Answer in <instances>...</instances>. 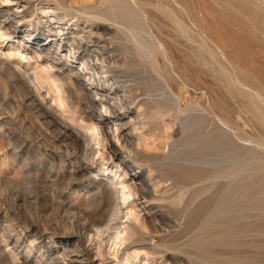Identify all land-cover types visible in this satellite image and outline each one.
I'll return each instance as SVG.
<instances>
[{"label":"rangeland","instance_id":"374dc122","mask_svg":"<svg viewBox=\"0 0 264 264\" xmlns=\"http://www.w3.org/2000/svg\"><path fill=\"white\" fill-rule=\"evenodd\" d=\"M60 1L65 9L59 6L52 12L58 7L54 0H0V264H264V127L250 104L259 90L264 92V16L258 15H264V5L254 9L264 0H252L254 5L251 0H228L231 4L187 0V15L181 13L186 23L192 25L199 5L208 21L201 23L199 33L191 30L188 39L178 36L173 25L177 12L166 0H148L145 20L141 11L127 8L125 0H101L110 1L106 5L110 9L100 5L97 11H115L117 20L135 22L138 27L147 24L149 31L142 29L149 39L154 38V43L150 39L152 48L160 43L153 62L134 48L136 55H128L131 43L122 25L84 15L81 9L91 1ZM70 4L79 11H68ZM132 13L138 14L136 19ZM59 18H64L63 23ZM95 44L116 70V91L135 100L126 98L121 108L100 99L94 89L92 98L85 91L82 95L77 91L74 99L60 91L75 109L73 115L72 109L54 100L49 84L39 86L35 76L73 77L94 66L98 69L94 82L73 78L87 89L100 85L106 78L93 56L88 59ZM244 79L248 85L240 84ZM174 102L189 110L181 114L170 109ZM257 104L264 109V97ZM158 106L170 108L161 111ZM156 111L164 112L163 116ZM91 115L107 118V127L101 131L106 132L108 142L98 145L92 140L86 128ZM121 131L138 154L123 147ZM71 132L79 136L78 142ZM111 144L119 148L118 157L111 156ZM118 158L127 165L124 176ZM131 176H139L133 184L144 182L152 194L148 199L138 194L130 197L136 208L145 201L153 205L156 216L150 215L141 229L146 242L134 243L129 238L124 245L114 246L116 230L110 227H105L110 229L100 239L84 235L86 251L81 253L74 250L71 240L63 241L74 213L87 209L96 216L102 214L103 182L118 201L114 184L130 182ZM130 221L119 218L114 222L124 228ZM157 241L162 245L153 254L146 246ZM64 245L70 248L63 251Z\"/></svg>","mask_w":264,"mask_h":264},{"label":"bare ground","instance_id":"6f19581e","mask_svg":"<svg viewBox=\"0 0 264 264\" xmlns=\"http://www.w3.org/2000/svg\"><path fill=\"white\" fill-rule=\"evenodd\" d=\"M89 1H91V4L90 5H87V6H84L81 10V12L82 13H84V15L86 14V15H88L89 16V19L90 20H93V19H100L101 21L103 20V21H110V22H112L113 24H115V25H122L123 26V28L125 29V31H126V40H127V42H130L131 44H130V46L128 47V49L130 50V52H128V55H131V54H135L136 55V53H134V51H132L133 50V48L135 49V52L137 51V54H140V53H142V54H144L145 56H146V58H149L150 59V61L151 62H153V61H155V52H154V49H155V47L158 45V44H160V43H157V45H155L153 48H152V42H153V39L152 38H150L151 40H152V42H151V40L147 37V36H149V35H147L146 36V34L148 33V32H146L145 30H143L142 28H144V27H138V25H136L135 24V22L134 23H131V22H133L134 20H130V18H129V20L128 21H131L130 23L131 24H129V23H125L124 21L122 22L121 20H117L115 17H117V13H116V15H115V17L113 16L114 15V12L115 11H113V9L112 10H110V11H113V13H110V14H107V12L105 11L104 12V10L103 11H97L96 9H98L97 7L98 6H100L101 5V7L102 8H105V10H107V8H109V7H107L106 5H109V3H110V1H101L100 0V2H98V1H96V0H89ZM112 1V0H111ZM115 1H117V0H115ZM126 1V3L128 4V6H127V8H130V9H133V11H139V13H140V11L142 12V14H143V19L145 20L146 18H147V14H146V12L144 11V6L145 5H147V4H149L150 2L148 1V0H125ZM157 1V0H156ZM189 1V0H188ZM191 1V0H190ZM195 1V0H194ZM193 1V2H194ZM196 1H198L199 2V0H196ZM217 2H218V0H216ZM226 2H228V0H225ZM230 1V0H229ZM241 1V0H240ZM244 1V0H243ZM245 1H247V0H245ZM244 1V2H245ZM248 1H250V0H248ZM252 1V0H251ZM250 1V2H251ZM257 2H259L258 0H256ZM54 2H55V4L56 5H58V7L56 6V8H54V9H50L52 12H54L57 8L59 9V6L60 7H63L64 6V9H65V7H66V5L64 4V3H62L60 0H54ZM85 2V1H84ZM87 2V1H86ZM162 2V1H161ZM197 2V3H198ZM203 2H204V0H203ZM220 2V1H219ZM218 2V3H219ZM232 2H234V1H232ZM235 2H236V0H235ZM253 2V1H252ZM255 2V1H254ZM254 2H253V5H254ZM260 2H262V1H260ZM90 3V2H89ZM118 3V2H117ZM116 3V4H117ZM120 3V2H119ZM165 3V2H164ZM164 3H163V5H164ZM166 3L169 5L168 7L170 8V9H172L173 11H176L177 13H176V19H175V22H174V19H173V25H174V23H175V25H176V31H177V33H178V36L180 37V38H186V39H188L189 38V36H190V31L191 30H193V29H195L198 33L200 32V27H203V26H201L202 24V22H208V21H206V13H205V10L203 11V9H202V6L200 7V5L195 9V11L193 10V8H192V10L194 11V13H195V16H194V18H193V21H192V25H188L187 23H186V20L184 19V17L183 16H181V13H184V15H185V13H186V15H187V9H186V7H185V5H186V3H187V0H166ZM176 4L177 5V7H175V6H170V5H174V4ZM195 3V2H194ZM215 3V2H214ZM221 3V2H220ZM225 3V2H224ZM229 4H231L230 2H228ZM237 3V2H236ZM241 3V2H240ZM249 3V2H248ZM263 4H260L259 3V5H256V6H254V9H257V8H255V7H258V9L259 8H262L263 7V5H264V2H262ZM88 4V3H87ZM112 4H115V3H112ZM111 4V5H112ZM191 4H193V3H191ZM251 4V3H250ZM249 4V5H250ZM258 4V3H257ZM103 5V6H102ZM159 4H157L155 7H157ZM194 5H196V4H194ZM203 5V4H202ZM222 4H220V6H221ZM228 5V4H227ZM242 5H244V4H242ZM241 5V6H242ZM188 6H190V4L188 3ZM187 6V7H188ZM197 6V5H196ZM224 6V5H223ZM225 6H226V4H225ZM238 6H240L239 5V3H238ZM247 5H245V7H246ZM251 6V5H250ZM112 7V6H111ZM117 7H120V6H118L117 5ZM160 7V6H159ZM165 7H167V6H165ZM193 7V6H192ZM204 7V6H203ZM243 7V6H242ZM248 7V6H247ZM124 8V7H123ZM241 8V7H240ZM249 8H252V7H249ZM47 9V8H46ZM110 9V8H109ZM137 9V10H136ZM158 9H160V8H158ZM190 9H191V7H190ZM205 9V8H204ZM223 9V8H222ZM229 9V8H228ZM231 10H232V8H230ZM238 9H239V7H238ZM242 10H243V8H241ZM246 9V8H245ZM251 10V12L252 11H254L255 12V10ZM257 9V10H258ZM263 9H264V7H263ZM68 11L69 10H77V11H79L78 9H76L75 7H73L72 6V4H70V5H68V9H67ZM96 10V11H95ZM115 10L117 11V9L115 8ZM125 10H128V9H125ZM124 10V11H125ZM225 10H227V9H225ZM236 10H237V8H236ZM240 10V9H239ZM247 11H248V9H246ZM207 11V10H206ZM220 11V10H219ZM45 12V11H44ZM67 12V11H66ZM121 12V11H120ZM156 12V11H155ZM237 12V11H236ZM262 13L264 12L263 10L261 11ZM174 13V12H173ZM173 13H171V14H173ZM249 13H250V10H249ZM256 13V12H255ZM135 14V13H134ZM168 14V13H167ZM170 14V13H169ZM254 14V13H253ZM123 15H124V12H123ZM122 15V16H123ZM132 15H133V13H132ZM138 15V14H137ZM136 15V16H137ZM161 15V14H160ZM193 15V14H192ZM209 15H211L210 13H209ZM259 15V17H261L262 18V16H264L263 14L260 16V14H258ZM120 17H122L121 16V14L119 15ZM130 16H131V14H130ZM135 16V17H136ZM157 16V15H156ZM165 16V15H164ZM213 16V15H212ZM257 16V15H256ZM62 17V16H61ZM127 17H129L128 15H127ZM133 17H134V15H133ZM134 17V18H135ZM149 17V16H148ZM167 17V16H166ZM173 16H171V17H169V18H172ZM211 17V16H210ZM234 17V16H233ZM251 17V16H250ZM255 17V16H254ZM258 17V16H257ZM119 18V17H118ZM124 18H125V16H124ZM124 18H123V20H124ZM138 18V17H137ZM141 18V17H140ZM168 18V17H167ZM189 18V17H188ZM252 18V17H251ZM250 18V19H251ZM256 18V17H255ZM261 18H259V19H261ZM136 19V18H135ZM139 19V18H138ZM150 20H151V18H149ZM155 19V18H154ZM210 19V18H209ZM208 19V20H209ZM234 19H236L237 20V18L235 17ZM126 21H127V19H125ZM255 20H257V19H255ZM263 20V21H262ZM59 21H60V23H63V21H64V18H59ZM121 21V22H120ZM141 21H143V20H141ZM166 21H167V19H166ZM212 21H213V19H212ZM258 21V20H257ZM260 21V20H259ZM259 21H258V23L257 24H260L259 23ZM261 23H262V25L264 26V18L263 19H261ZM146 22V21H145ZM188 22V21H187ZM210 22V21H209ZM137 23H139V21L137 22ZM156 23V22H155ZM211 23V22H210ZM209 23V25L211 26V24ZM215 20H214V25H215ZM141 24V23H140ZM207 24V23H206ZM246 24V23H245ZM157 25V24H156ZM205 25V24H204ZM261 25V26H262ZM146 26H147V24H146ZM145 26V28H147V31H149V27H146ZM207 26V25H206ZM216 26H217V24H216ZM155 27V26H154ZM208 27V26H207ZM215 27V26H214ZM259 27H260V25H259ZM106 28V27H105ZM144 28V29H145ZM211 28V27H210ZM221 28V27H220ZM263 28V27H262ZM74 29H76V28H74ZM120 29V28H119ZM203 29V28H202ZM213 29V28H212ZM215 29V28H214ZM258 29V28H257ZM261 29V28H260ZM151 30V29H150ZM222 30V29H221ZM220 30V31H221ZM125 31H123V32H125ZM144 31L146 32L145 34H144ZM258 31V30H257ZM261 31H263V30H261ZM260 31V32H261ZM193 32V31H192ZM206 32V31H205ZM209 32V31H208ZM214 32V31H213ZM215 32H216V30H215ZM255 32V31H254ZM100 33H102L101 31L99 32V34ZM103 33H105V31L103 32ZM103 33H102V35H103ZM212 33V32H211ZM150 34H152V32H150ZM215 34V33H214ZM213 34V35H214ZM217 34V33H216ZM219 34V33H218ZM90 35H93L92 33L90 34ZM105 35V34H104ZM172 35V34H171ZM195 35V34H194ZM200 34H198L197 36H199ZM220 35H222V34H220ZM219 35V36H220ZM254 35V34H253ZM101 36V35H100ZM155 36V35H154ZM165 36V35H164ZM205 36V35H204ZM216 36V35H215ZM225 36V35H224ZM260 36H261V34H260ZM259 35H258V37H260ZM125 37V36H124ZM150 37V36H149ZM196 37V36H195ZM202 37V36H201ZM231 37V36H230ZM257 37V36H256ZM88 38H92L91 36H88ZM155 38L157 39V37L155 36ZM166 38V37H165ZM203 38V37H202ZM210 38H211V36H210ZM262 38V37H261ZM155 39V40H156ZM176 39H178V38H176ZM201 39V38H200ZM212 39V38H211ZM216 39H218L217 37H216ZM216 39H213L214 40V42H215V44H218L217 43V41H215ZM236 39V38H235ZM98 39H96V41H97ZM125 40V39H124ZM125 40V41H126ZM154 40V41H155ZM191 39H189V40H187V41H190ZM204 40H206V39H204ZM226 40V39H225ZM232 40V39H231ZM238 40V39H237ZM157 41V40H156ZM211 41V40H210ZM219 41H221V40H219ZM226 41H228V40H226ZM112 42H113V40H112ZM166 42V41H165ZM199 42V41H198ZM201 42H203V41H201ZM200 42V43H201ZM232 42V41H231ZM239 42V41H238ZM97 43V42H96ZM154 43V42H153ZM180 43V42H179ZM237 43V42H236ZM261 43H263V42H261ZM155 44H156V42H155ZM193 44H195V43H193ZM230 44V43H229ZM228 44V46H230ZM232 44V43H231ZM35 45V44H34ZM96 45V44H95ZM126 45V44H125ZM128 45V44H127ZM162 45H163V43H162ZM44 46H45V44H44ZM194 46V45H193ZM197 46H199V45H197ZM79 47V46H78ZM77 47V48H78ZM218 47H219V45H218ZM222 47V46H221ZM226 47V46H225ZM126 48V47H125ZM158 48V47H157ZM161 48V47H160ZM178 48V47H177ZM200 48V47H199ZM235 48H236V46H235ZM263 48H264V44H263ZM127 49V48H126ZM126 49H125V51H126ZM163 49V48H162ZM162 49H161V51H162ZM204 49V48H203ZM222 49V48H221ZM238 49V48H237ZM99 51V52H95V51ZM158 50V49H157ZM202 50V49H201ZM209 50V49H208ZM224 50V49H223ZM240 50V49H239ZM42 51V50H41ZM156 51V50H155ZM204 51V50H203ZM241 51V50H240ZM259 51V50H258ZM43 52V51H42ZM41 52V53H42ZM71 52V50H69V53ZM139 52V53H138ZM160 52V51H159ZM204 52H207V50L206 51H204ZM235 52H236V50H235ZM46 53V52H45ZM53 53V52H52ZM129 53H131V54H129ZM200 53V52H199ZM209 52H207V54H208ZM238 53V52H237ZM242 53V52H241ZM47 54V53H46ZM160 54H161V52H160ZM165 54V59L167 58V54L164 52L163 53V55ZM206 54V53H205ZM212 54L214 55V56H216V50H213L212 49ZM230 54H233V52L232 53H230ZM49 55V54H48ZM127 55V56H128ZM143 55V57H145ZM213 55H209L208 57H212L211 59H213ZM241 55V54H240ZM39 56V55H38ZM93 56V59H94V61H96L97 63H99V65H100V70L102 71V73H103V77H105L106 79H104V80H102V81H100V85H97V86H95V87H90V89H87V88H85L84 86H82V85H80V83H79V81H78V79L76 80V79H74L73 77L74 76H77V78L78 77H84V78H87L88 80H91V81H93L94 82V80H97L96 78L98 77V69L96 68V67H91L90 68V71L89 72H87V73H77L78 71H80V69L79 68H77V69H79L76 73H77V75H74L73 77L72 76H69L70 74H66V75H64L63 77L61 76V78H54V77H52V76H49V75H44V76H41V75H36L35 76V80L39 83L38 85L40 86L41 85V87H42V85L43 84H45V83H47V84H49V87L51 88V90L55 93V95H54V100L56 101V102H58V104L60 105V106H65V107H67V109L68 110H71L72 109V113H73V115H74V113H75V115H76V112H75V109L73 110V106L71 105V103H70V106H69V104L67 103V98H62L61 97V94H59V92L60 91H62V92H66L69 96H68V98L70 97V98H72L73 96H75L76 94H77V91H81V95H82V93H84V91L86 92V93H91V91H92V89H94V93H95V95H100L101 96V98L100 99H103V100H105V101H112L116 106H119V107H121V106H123L124 104H123V102H124V100L127 98L128 99V97L130 98L129 100H131V101H133L134 102V100H135V98H131V96H129V95H127L126 93L125 94H120V93H118L117 91H116V89H115V87H114V85L117 83V80H116V78H117V76H115L114 75V72L116 71L112 66H109V63H110V60H109V56H105L102 52H101V47H98V44L96 45V47H94L93 48V50H92V55L91 54H89V56H88V59L90 60V57H92ZM126 56V55H125ZM245 56V55H244ZM33 56L31 55V58H32ZM35 57H36V54H35ZM34 57V58H35ZM40 57H41V55H40ZM129 57V56H128ZM138 57V56H137ZM163 57V56H162ZM226 57V56H225ZM26 58V57H25ZM56 58V57H55ZM62 58V57H61ZM142 58V57H141ZM243 58V57H242ZM33 59V58H32ZM54 59V58H53ZM93 59H92V61H93ZM145 59V58H144ZM203 59V58H202ZM238 59V58H237ZM146 60H148V59H146ZM164 60V59H163ZM214 61H215V59H213ZM84 62V61H83ZM218 62V61H217ZM227 62V61H226ZM241 62V61H240ZM154 63H157V62H154ZM166 63V62H165ZM206 63V62H205ZM234 63V62H233ZM111 64V63H110ZM126 64V63H125ZM153 64V63H152ZM113 65V64H112ZM121 65V64H120ZM151 65V64H150ZM155 65V64H154ZM153 65V66H154ZM216 65V64H215ZM53 67V66H52ZM156 67H159V63H158V65L156 66ZM155 67V68H156ZM54 68V67H53ZM225 68V67H224ZM245 69V68H244ZM46 70H48V67H47V69ZM51 70V69H50ZM76 70V69H75ZM222 70V69H221ZM246 70V69H245ZM43 71H45V70H43ZM158 71V70H157ZM237 71V70H236ZM14 72V71H13ZM50 72V71H49ZM224 72V71H223ZM228 72V71H227ZM10 73V72H9ZM40 73H43V72H40ZM47 73V72H46ZM45 73V74H46ZM75 73V74H76ZM18 74V73H17ZM50 74V73H49ZM117 74V73H116ZM228 74V73H227ZM255 75V74H254ZM17 75H15V77H16ZM19 76V75H18ZM27 76H29V75H27ZM31 76V75H30ZM53 76H54V74H53ZM14 77V76H13ZM20 77V76H19ZM23 77H25V76H23ZM254 77H256V76H254ZM253 77V78H254ZM17 78V77H16ZM22 78V77H21ZM29 78V77H28ZM32 78V77H31ZM30 79V78H29ZM83 79V78H82ZM257 79V78H256ZM13 80V79H12ZM1 82V81H0ZM21 82H24V81H21ZM59 82V83H58ZM5 84V83H4ZM4 84H3V86H4ZM240 84L241 85H248L247 84V81L244 79V81L243 82H241L240 81ZM251 84H252V81H251ZM253 84H255V83H253ZM263 84H264V82H263ZM36 85V84H35ZM84 85V84H83ZM110 85V86H109ZM240 85V86H241ZM21 86V85H20ZM19 86V87H20ZM37 86V85H36ZM239 86V87H240ZM262 86H264V85H262ZM261 86V87H262ZM1 87H2V85H1ZM6 87V86H5ZM7 88V87H6ZM227 88V87H226ZM254 88V87H253ZM5 90H7V89H5ZM17 90V89H16ZM50 90V89H49ZM253 90V89H252ZM16 93H17V91H16ZM85 93V94H86ZM204 93V92H203ZM64 94V93H63ZM66 95V94H65ZM94 95V94H93ZM203 95V94H202ZM201 95V96H202ZM80 96V95H79ZM84 96V95H83ZM90 96H91V94H90ZM200 96V97H201ZM66 97V96H65ZM85 97V96H84ZM263 97H264V92L262 91V90H259L258 92H257V94H256V97H255V99L256 100H250V104H252V106H253V108H254V110H255V115H256V118H257V120H258V122L264 127V109H263V107H261V106H259L258 104H257V102H260V101H262V99H263ZM6 98V97H5ZM87 98V94H86V97H85V99ZM89 98V97H88ZM91 98H92V96H91ZM90 98V99H91ZM203 98V97H202ZM13 99V98H12ZM18 99V98H17ZM72 99H74V98H72ZM152 99V98H151ZM165 99V98H164ZM177 100H175V102H176ZM205 101V100H204ZM174 102V103H175ZM88 103V102H87ZM126 103H128V101L126 102ZM131 103V102H130ZM129 103V104H130ZM179 103V102H178ZM173 105V106H172ZM172 105H169L170 107V109H173V107H174V110H176L178 113H181V112H184L185 113V111H187V109L189 110V108H188V106H187V109H186V107H185V109H184V107H182L180 104H177V103H175V104H172ZM19 106V105H18ZM72 106V107H71ZM90 106V105H89ZM93 106V105H92ZM163 106V105H162ZM167 106V105H166ZM64 107V108H65ZM70 109H69V108ZM75 107V106H74ZM161 106H158V107H156V108H160ZM92 108V107H91ZM110 108V107H109ZM122 108V107H121ZM168 107H161V111H167L168 109H169ZM83 109V108H82ZM94 109V108H93ZM14 110V109H13ZM67 110V111H68ZM157 112V111H156ZM156 112H154V115H155V113ZM157 113H160V115L159 116H163L162 114L164 113V112H157ZM156 113V114H157ZM184 113H181V114H184ZM43 114V113H42ZM43 116V115H42ZM156 116V115H155ZM180 116V115H179ZM253 116V115H252ZM34 117V116H33ZM82 117V116H81ZM158 117V116H157ZM178 117V116H177ZM17 118V117H16ZM70 118V117H69ZM74 118V117H73ZM76 119H77V117H75ZM83 118V117H82ZM179 118V117H178ZM181 118V117H180ZM216 118V117H215ZM17 119H19V118H17ZM71 120H72V118H70ZM21 120V119H20ZM73 120H75V119H73ZM72 120V121H73ZM87 120H89L88 122L90 123H88L89 125L86 127L88 130H90V132H92V140H95L96 141V144H101L103 141H106V142H108V137H106L107 136V134H106V132H102L101 130H105V128L107 127L106 125V121H107V118H105V119H103V120H101V117H99V116H97V115H91V116H88L87 117ZM217 120V119H216ZM25 121V120H24ZM27 121V120H26ZM80 121H81V119H80ZM222 121V120H221ZM220 121V122H221ZM121 125H123V123H120ZM226 125H227V123H225ZM21 125V124H20ZM43 125V124H42ZM120 125V126H121ZM23 129V128H22ZM216 130V129H215ZM99 131H101V133L99 132ZM121 134H122V131H121ZM71 137H73L72 139H73V141H75V142H78L79 141V136L75 133V132H71L70 134H69ZM120 136H122V138H123V147L124 148H126V149H128V151H130L133 155H136V154H138L135 150H134V148H132V147H130V142H129V140L127 139V137H125V136H123V134L122 135H120ZM229 136V135H228ZM88 141V140H87ZM217 142H219V141H217ZM227 142V141H226ZM213 143V142H212ZM80 146V145H79ZM78 146V147H79ZM104 147H105V145H104ZM216 148V147H215ZM252 148V147H251ZM80 149V148H79ZM110 149L112 150V151H110L111 152V156L112 157H118V154H117V152L119 151V148L118 147H116V145H114V144H111V146H110ZM131 149V150H130ZM81 150H82V147H81ZM100 150V149H99ZM74 153H76L77 154V152L78 151H73ZM87 152V151H86ZM254 152V151H253ZM85 153V152H84ZM102 152L100 151V154H101ZM125 153V152H124ZM130 153V154H131ZM83 154V153H82ZM71 154L70 153H68V157L70 156ZM81 155V154H80ZM82 156V155H81ZM86 156V155H85ZM88 156V155H87ZM129 156V155H128ZM15 157V156H14ZM133 157V156H132ZM82 159V158H81ZM77 161V160H76ZM118 161L120 162V165H124V167H123V169H124V174H123V176L125 175V174H128V172H127V170L128 169H126V167H127V165H125V164H123L122 163V158H118ZM79 166V165H78ZM75 169H77V168H75ZM69 170H71V169H69ZM122 175V174H121ZM121 175H119V177H121ZM122 176V177H123ZM118 177V178H119ZM139 178V176H131L130 177V182H128V180H121V181H119V182H116L115 184H114V182H113V184L117 187V192L119 193V199H118V201H116V199H115V197H114V194L112 193V192H110V186H109V188L106 186V184L103 182L102 183V186L103 187H105L104 188V191H106L105 192V196H104V203H105V207H104V211L102 212V214L100 215V216H96V214H94V213H92V212H86L87 211V209H84V210H79V212L78 213H74L73 215H72V220L71 221H69V226L67 227V230L66 231H64L63 232V241L64 240H71L70 241V243H72L73 245H74V250H78V251H80V253L82 252V251H86V246L84 245V242H83V240L85 239V241H86V237L84 238V235H86V234H88L87 235V237L88 236H92V237H94V236H97L99 239H100V236L102 235V233L104 232V230H108V229H112V228H114L115 230H116V233H115V235H114V246H116V245H124V242H125V240H127L128 241V239L129 238H133V240H132V242H134V243H138V242H140V241H147V238L145 237V234L141 231V229H144L145 228V225H147V222H148V219H149V216L150 215H153V216H156V215H154L153 213H152V209H153V205L152 204H147L148 203V201H145L144 203H142V205H141V207L140 208H136L137 207V204H136V201L134 200L133 202V204H131L130 202V197L133 195H135V194H138V195H140L141 196V198H144V199H148V198H152V194L149 192V191H147L145 188H144V186H143V184H144V182H141L140 183V186H136V185H134L133 184V182L132 181H136V179H138ZM101 182V181H100ZM135 183V182H134ZM137 183V182H136ZM114 188V187H113ZM126 189H128L127 191H126ZM113 191V190H112ZM116 192V191H115ZM102 193H104V192H102ZM75 199V198H74ZM98 201V200H97ZM100 205H101V202H100ZM126 205V207H125V209H127L125 212L123 211V206H125ZM80 212H82L83 213V215L81 216L79 213ZM69 214V213H68ZM120 214H122V216H120ZM110 217V220L108 219ZM123 219V218H126L127 220H132L133 221V223H131V221L129 222V223H127V225L124 227V228H121L120 227V225H118V222H114V221H117L118 219ZM110 222H114L113 223V225L111 224H109ZM138 223V225H135V223ZM214 222V221H213ZM120 224V223H119ZM30 226V225H29ZM64 227V226H63ZM105 227H110V228H106L105 229ZM66 228V227H65ZM69 228V229H68ZM14 229V228H13ZM64 229V228H63ZM94 229H95V231H94ZM106 232V231H105ZM124 232H126V236L124 235L123 236V234H125ZM114 234V233H113ZM154 234V233H153ZM104 235V234H103ZM89 238V237H88ZM91 238V237H90ZM98 239V240H99ZM94 240V239H93ZM97 240V239H96ZM130 240V239H129ZM153 240V239H152ZM90 241V240H89ZM208 241V240H207ZM88 242V241H87ZM99 242H100V240H99ZM161 244V243H160ZM160 244H159V242L157 241V242H155V243H153V245L151 244H149V245H147L146 246V248L151 252V253H157V248L158 247H160L161 248V246H160ZM136 245V244H135ZM162 245V244H161ZM208 245V244H207ZM164 246V245H163ZM157 247V248H156ZM67 248H70L69 246H63V251H64V249L66 250ZM167 248V247H166ZM209 248V247H208ZM168 249V248H167ZM166 249V250H167ZM178 249V248H177ZM72 250V249H71ZM69 251V250H68ZM159 251V250H158ZM73 252V251H72ZM66 254V253H65ZM64 253H63V255H65ZM68 254V253H67ZM61 255V254H60ZM88 255V254H87ZM68 256V255H67ZM69 257V256H68ZM64 258H65V256H64ZM81 258V257H80ZM73 260V259H72ZM203 260V259H202ZM200 262V261H199ZM201 263V262H200ZM196 264V263H195Z\"/></svg>","mask_w":264,"mask_h":264}]
</instances>
